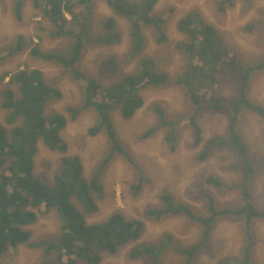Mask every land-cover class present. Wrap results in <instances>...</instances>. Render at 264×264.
Wrapping results in <instances>:
<instances>
[{"label":"rangeland","instance_id":"374dc122","mask_svg":"<svg viewBox=\"0 0 264 264\" xmlns=\"http://www.w3.org/2000/svg\"><path fill=\"white\" fill-rule=\"evenodd\" d=\"M15 1L0 0V49L10 48L14 51L19 36L23 37L26 46L22 52L0 65V119L4 121L6 116L1 107V93L9 80L4 83L3 74H15L24 69L42 71L45 79L63 94L61 100L48 106L47 113L59 112L69 120L61 133L68 144V151L66 154L52 152L39 142L34 173L41 182L53 186L55 177L61 172L62 159L78 156L82 161L84 176L90 179L111 147L104 133L95 137L88 134L98 121L93 110L81 111L77 119H71V110L81 109L84 104L88 82L84 78L75 79L71 70L61 65L31 54L34 48L43 53H66L73 40L67 36L54 37V26L45 19L41 8L35 9L33 0H25L22 18L17 19ZM75 9L79 12L81 7L76 6ZM153 14L167 21L166 42L159 43L155 28L145 26L143 33L146 45L137 60L128 61L133 52L130 21L116 14L104 0H95L91 37L97 38L103 34L104 20L113 17L117 20L122 42L113 47L89 46L84 50L78 66V70L87 75L88 80L94 78L103 87L134 73L137 61L144 57L154 60L156 70L169 76L166 85L141 86L140 94L145 103L132 119L125 120L118 110L113 113L118 137L132 154L136 165L122 155H117L111 161L101 179L103 196L95 195L99 209L87 216L86 222L88 225L102 224L113 214L120 213L126 219L143 220L144 230L137 241L120 247L116 253L103 252L100 264H183L186 257L176 253L174 248L188 249L203 242L206 226L187 216L163 221L146 216L148 208L163 207L161 195L164 191L170 192L178 203L189 205L196 214L204 217L210 213V197L214 198L218 210H237L244 202L240 190L236 189L243 179L241 170H238L236 154L223 145L212 152L208 151V144L212 140L217 142L218 139L228 138L229 116L215 114L208 108L198 111L186 87L178 82L189 63L186 51L180 44L190 41V37L180 31L178 24L181 19L193 15L199 22L214 26L232 54L238 55L245 65L256 66L264 62V0H159ZM68 29L71 30V27ZM112 58L117 59L121 66L115 76L108 70V62ZM199 95L205 107L217 95L236 101L240 96L238 81L232 75H225L219 86L217 84L214 88L200 90ZM248 96L255 106L264 108V70L251 78ZM158 108L168 120L178 124L175 147L167 140L169 129L162 126ZM155 127L159 128L152 137L142 138ZM237 129L258 168L247 189L252 195L255 209L264 214V118L255 111L244 110ZM211 178L218 179L221 186L214 185L209 180ZM140 181L143 184L142 191L134 195L132 187ZM36 212L37 221L28 227L32 231L31 241L8 250L2 256L1 264H47L54 261L53 253L47 256L42 248L33 244L58 239L61 234L59 216L55 211L41 209ZM252 225L253 264H264V219H257ZM248 227L244 218L237 214L219 217L208 232L206 245L198 251L192 264H220L222 261L239 260L249 241L246 236ZM167 236L171 238V245L164 250L160 262L151 257L136 260L130 257L136 246L159 245Z\"/></svg>","mask_w":264,"mask_h":264},{"label":"trees","instance_id":"16d2710c","mask_svg":"<svg viewBox=\"0 0 264 264\" xmlns=\"http://www.w3.org/2000/svg\"><path fill=\"white\" fill-rule=\"evenodd\" d=\"M94 1L33 0L35 9L41 8L45 19L54 26V37L67 36L73 42L66 53H43L34 48L31 54L61 65L71 70L75 79L84 78L88 82L84 104L81 109L71 110V119H77L81 111L93 110L98 121L89 129L88 134L92 137L102 133L107 135L110 151L90 179L83 174L81 158L74 156L62 159L61 172L55 177L53 186L41 182L34 173L38 143H44L52 152L66 154L68 151V144L61 133L69 120L59 112L47 113L48 106L61 100L63 94L54 84H50L38 69L3 74L2 81L5 83L9 80L1 93V107L6 116L4 121L0 119V260L8 250L31 241L32 231L28 227L37 221L36 211L41 209L46 212L55 211L61 222V234L57 240L33 244L42 248L47 256L54 254V261L47 264H100L103 252L116 253L120 247L137 241L144 230L143 220L126 219L120 213L113 214L102 224L88 225L86 217L99 209L95 195L103 196L101 179L111 161L117 155H122L136 165L132 154L125 149L118 137L113 113L118 110L125 120L132 119L145 103L140 94V85L147 79L145 86L166 85L169 83V76L156 70L154 60L144 57L137 61L134 73L124 75L107 87H103L94 78L88 80L87 75L78 70L84 50L89 46L113 47L122 42V36L117 30V20L113 17L104 20L103 34L97 38L91 37ZM104 1L116 14L127 18L131 23L133 52L128 61L137 60L146 45L143 33L145 26L155 28L159 43L166 42L167 21L153 14L159 0H141L138 3L129 0ZM24 4L25 0L15 1L17 19L22 18ZM76 6L81 7L79 12L75 9ZM69 26L71 30L68 29ZM178 26L181 32L190 37V41L180 44L186 51L189 63L186 71L179 76L178 82L186 87L198 111L208 108L215 114L223 113L229 116L228 138L218 139L217 142L212 140L208 144V151L212 152L223 145L236 154L238 170H241L243 177L236 189L240 190L244 202L237 210H218L214 198L210 197V213L204 217L196 214L189 205L178 203L173 194L164 191L161 195L163 207L148 208L145 214L149 219L156 221L187 216L190 220L206 226L207 232L202 243L188 249L177 246L174 248L176 253L186 257L183 264H192L198 251L206 245L208 232L219 217L237 214L243 217L249 226L246 229L249 241L239 260L222 261L220 264H253L254 240L251 228L255 220L264 219V214L255 209L252 195L247 189L258 168L248 153L237 125L244 110L255 111L264 118V108L255 106L248 96L250 80L255 73L264 70V62L256 66L245 65L238 55L232 54L225 39L214 26L199 22L193 15L181 19ZM25 46L26 42L19 36L14 51L10 48L0 49V65L9 57L22 52ZM108 63L111 75H117L121 68L120 62L112 58ZM228 74L238 81L239 98L230 101L217 95L212 97L211 103L205 107L199 95L200 90L214 88L217 84L219 86L221 78ZM157 112L162 126L169 129L167 140L175 147L178 124L168 120L160 108ZM191 121L195 127L194 119ZM158 128L150 129L142 138L152 137ZM209 180L213 181L214 185L221 186L218 179ZM132 188L134 195H138L143 188L142 181ZM170 245L169 236L159 245L140 244L131 251L130 257L134 260L151 257L160 262L164 250Z\"/></svg>","mask_w":264,"mask_h":264},{"label":"water","instance_id":"95a60500","mask_svg":"<svg viewBox=\"0 0 264 264\" xmlns=\"http://www.w3.org/2000/svg\"><path fill=\"white\" fill-rule=\"evenodd\" d=\"M147 82H148V79L145 81V83H147ZM145 83H144V84H145ZM144 84H142V85H144ZM142 85H140V86H142Z\"/></svg>","mask_w":264,"mask_h":264},{"label":"bare ground","instance_id":"6f19581e","mask_svg":"<svg viewBox=\"0 0 264 264\" xmlns=\"http://www.w3.org/2000/svg\"><path fill=\"white\" fill-rule=\"evenodd\" d=\"M226 46H227V44H226ZM175 189V188H174ZM176 190V189H175ZM170 193V192H169ZM179 195V194H178ZM179 201V200H178Z\"/></svg>","mask_w":264,"mask_h":264}]
</instances>
